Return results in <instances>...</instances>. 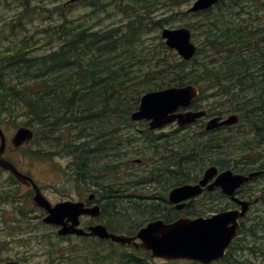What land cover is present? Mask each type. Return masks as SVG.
<instances>
[{"label": "trees", "instance_id": "obj_1", "mask_svg": "<svg viewBox=\"0 0 264 264\" xmlns=\"http://www.w3.org/2000/svg\"><path fill=\"white\" fill-rule=\"evenodd\" d=\"M158 1L161 0H121V18L116 24L96 29L85 20L65 21L43 30L40 37L23 36L0 50V108L8 112L9 118L21 115L22 125L31 126L48 142H61L62 151H70L73 156L67 173L72 178L88 182L97 178L94 182L100 187L103 183L99 180L103 182L104 176V182L109 184L103 185V193L113 191L117 181L112 182L109 176L120 170L121 178L136 175V183L143 181L142 176L166 174L171 178V187L191 178L187 167L197 171L208 164H230L227 157L212 155L232 151L223 142L228 135L213 141L188 139L190 148H180L175 146L176 130L156 134L147 131L143 136L124 132L132 123L130 113L148 90L197 84L198 99L219 102L215 113H238L243 123L264 140V0H219L193 13L194 21H185V25L196 37L197 51L188 61L166 47L157 30L163 20L190 14L175 9L172 15L163 17L166 19L155 20L150 13ZM164 1L171 6L179 3ZM0 36H5L1 27ZM43 46L49 50L41 51ZM141 138L149 140L152 152L148 156L145 150L133 152H142L145 163L151 161L153 165L126 171L131 154L128 145ZM238 143L239 150L247 148L244 140ZM136 146L143 148L144 143ZM119 160L124 163L119 164ZM189 160L198 163L190 166ZM131 183L133 180L126 181L127 185ZM116 198L114 201H121ZM139 200L140 205L123 207L122 212L114 206L111 210L116 215L111 224L134 223L138 228L143 221L134 222L133 217L139 212L147 214L146 220L160 215L169 221L175 215L172 209L164 212L156 204ZM263 219L257 216L255 222L242 227L247 236L243 247L255 254L258 264H264ZM110 247L94 243L81 251L60 248L71 264L151 263L146 251L127 253ZM240 248L236 239L222 259L223 264L239 261L233 251Z\"/></svg>", "mask_w": 264, "mask_h": 264}, {"label": "rangeland", "instance_id": "obj_2", "mask_svg": "<svg viewBox=\"0 0 264 264\" xmlns=\"http://www.w3.org/2000/svg\"><path fill=\"white\" fill-rule=\"evenodd\" d=\"M23 1L24 4L23 5ZM66 0H0V27L5 32V36H0V50L7 46L8 44H12L17 39L23 36H38L40 37L43 30L48 27L58 25L65 21H80L85 20L87 25H90L93 28H105L107 26L116 24L120 21L121 13L119 12V3L121 0H89V2L84 3H75L73 5L63 6V3ZM125 2L131 0H124ZM193 0H179L177 6H171L169 1H158L152 7V12L150 13V17L158 20V19H166L163 18L168 15H172L175 9L180 10V12H185L187 8L191 5ZM26 6V7H25ZM190 14L189 17H186L180 13L178 15L173 16L172 18H168L167 20H163L162 26L170 27V26H179L185 25V21H194V17ZM118 18L119 20H115ZM197 19V17H196ZM49 30L46 31V34ZM159 29L157 30V33ZM196 40V37H193ZM146 42H150L147 40ZM196 42V41H195ZM41 51L49 50L48 47L43 46L40 48ZM209 98H201L197 102L208 107L212 112H215L217 106H219V102L211 104L208 100ZM213 99H211V102ZM9 114L4 111L0 112V118L3 121V126L7 133L11 134L12 131L15 130L17 126L24 122V118L21 115L15 116L16 118H7ZM125 126V125H123ZM246 126V127H244ZM176 127L175 124H168L162 130L165 132L171 131ZM135 129L134 126L131 127ZM138 128H142L138 126ZM199 129L198 127H195ZM124 132L128 130H123ZM159 131H156L158 133ZM121 133V131H120ZM232 134L226 142V145L229 144V148L236 152L238 151L242 154L241 163L236 162L238 156H235V153L228 152L227 158L230 159V164L224 166L225 168H231L235 171L241 170V164L248 163L249 166L260 169L264 164V141L260 140L259 137H254V130L250 128L247 124L243 123V120L239 121V124L231 127V131H219L215 134H204L201 135L198 140L204 139L206 137H215L221 139L222 136ZM182 135V133L177 134V139ZM241 138L247 139V144L245 149L239 150V143ZM48 138L43 137L42 135L36 136V138L31 141L29 144L22 146L16 153H14L15 159L19 162V164L27 171L31 172L32 175L39 180L42 187L45 190V194L51 201H59L63 199H72L77 200L85 197L87 192L94 191V188L101 193L103 191V185L109 184V182H102L100 187L95 185L94 179L91 178L86 181H79V179L72 178L71 175L67 174L70 170V157L72 153L70 151L63 152L60 143H50L47 141ZM182 137L175 142V146L182 148L188 147L189 144L185 141H181ZM194 140V138H186ZM263 142V143H262ZM144 143L143 148H132L133 145L139 144L140 146ZM238 143V144H237ZM223 145V144H222ZM152 145L149 141H145L142 138L138 142H134L129 147V152H131L129 159L133 157H144L146 156L141 152L136 154L133 152L135 149L145 150L146 155L148 156L152 152ZM32 147L36 148V151L29 150ZM249 147V148H248ZM100 157L102 154V150L99 151ZM125 161V159H123ZM120 162H123L120 160ZM191 165L198 163V161H188ZM262 164V165H261ZM153 163L148 161L147 163L137 164V163H128V170L135 171L136 168H144L149 169L152 167ZM255 165V166H254ZM204 167V166H203ZM202 167V168H203ZM201 168V169H202ZM200 169V170H201ZM193 168H186V172L190 175V179H192ZM122 170L118 174L121 175ZM148 176V175H147ZM136 175L130 176L125 175L122 178L117 179L115 185L112 186V192H116L121 190L122 188H128V191H137L132 190L133 186H148L153 187L156 191L165 192L166 189L171 184V178L166 176V174L157 175L155 174L154 180L152 183L150 180H143L144 182H138L133 186H128L126 181L129 179H135ZM125 181V182H124ZM151 183V184H150ZM264 174L260 177L254 179L249 185H247L243 191H252V196L258 192L264 194ZM263 190V191H262ZM140 192H152L150 190H140ZM132 197H126V202L123 204H118L117 207L120 208L119 211L122 212L121 208L124 209L132 208ZM136 199V198H135ZM197 202L195 207L191 208L192 214H203L209 213L212 211L207 210L201 206L202 200L211 199L215 203V211L217 212L221 207H224L227 204V200L220 196L218 192L213 194H204L201 197L197 198ZM137 200V199H136ZM120 205V206H119ZM165 206L164 204H159L160 206ZM27 207V206H25ZM218 209V210H217ZM122 210V211H121ZM169 209H164L166 212ZM128 211V210H127ZM115 211L111 212V217H114ZM147 214L138 213L137 217H133L135 221H145L147 218ZM257 216L264 217V201H260L256 203L248 213L246 217L245 224L248 225L251 222H255L257 220ZM8 219V217L6 218ZM132 219V220H133ZM87 220H84L86 222ZM260 221V218H258ZM264 221V219H263ZM32 223V220H25L23 222H8L5 221V218L0 216V258H14L19 260L24 264H71L69 262L68 256L62 252L77 250L81 251L83 249L88 248L90 245H86L88 241H84L78 238H60L58 236H54L53 230L49 227H44L41 225L39 228L33 229V227L28 226ZM263 230V228H261ZM51 233V234H50ZM242 237V234L240 235ZM247 240V237H246ZM240 249L234 250V255L238 258L239 261L233 262L232 264H258L259 261L256 259L255 254H251V250L246 247H243L246 244V241H238ZM103 246L107 248V245L102 243ZM62 249H61V248ZM74 260V259H73ZM151 260L149 264H201L192 262L189 260H181V259H169L164 260L161 258H150ZM241 260V261H240ZM106 264H114L106 263ZM211 264H223V261L214 262Z\"/></svg>", "mask_w": 264, "mask_h": 264}, {"label": "water", "instance_id": "obj_3", "mask_svg": "<svg viewBox=\"0 0 264 264\" xmlns=\"http://www.w3.org/2000/svg\"><path fill=\"white\" fill-rule=\"evenodd\" d=\"M75 1V0H70ZM218 0H194L189 11H198L213 6ZM161 36L165 43L176 49L178 54L185 60H189L196 51V45L191 42V33L185 27L175 29L163 28ZM198 95V88L194 84L170 86L158 90H150L141 95L137 108L131 112L130 119L134 121L148 120L151 129L160 128L170 122H177L179 126L195 121L206 114L204 109H186ZM184 108V110H178ZM238 116L233 113L225 118L213 116L206 123V129L210 130L220 125H229L237 121ZM1 135L0 152L3 150L4 138ZM33 137V130L27 126H19L12 136V143L18 146ZM0 166L9 169L23 183L33 184L34 194L32 201L35 205L47 211L43 221L60 226L57 230L60 235H96L100 238H110L113 241L128 243L135 247H144L151 250L152 256L164 258H188L208 263L223 256L224 249L228 246L231 238L235 235L238 226L237 219L245 214L249 201L241 200L233 196L234 191L241 184L262 171H252L247 174L234 173L231 169L218 172L216 166L205 169L202 178L196 184H182L175 186L169 192L171 202H179L191 198L201 192L205 185L215 175L214 180L207 185L208 189L216 186L240 204V208L220 211L208 217L198 216L195 218L181 217L172 223H164L161 219L149 221L141 227L133 236L118 235L108 232L106 227L97 223L88 226L85 231L79 226V216L99 214L97 205L85 207L83 201L63 200L51 204L42 194L32 179L16 168L10 161L0 158ZM190 201L177 204V208L188 207ZM140 239V242L136 241ZM2 264H17L6 262Z\"/></svg>", "mask_w": 264, "mask_h": 264}, {"label": "flooded vegetation", "instance_id": "obj_4", "mask_svg": "<svg viewBox=\"0 0 264 264\" xmlns=\"http://www.w3.org/2000/svg\"><path fill=\"white\" fill-rule=\"evenodd\" d=\"M208 116H205L204 118L198 119L196 122L189 124L187 128H183L184 132L189 131L191 129H194L199 136L204 135V134H215L219 131H225L229 130L231 131V126H220L218 128H214L211 130H206L204 125L207 121ZM3 121H0V128L2 129V132L4 134L5 138V143L3 145V150L0 152V158L6 159L10 161L13 165L16 166V168L27 175H29L32 179L33 182L38 184L39 188L41 191L45 194V190L42 187L41 183L37 178H35L31 172L25 170L19 162L15 159L14 153H16L22 146H17L15 147L13 144H11V136H9V133H7V130H5L4 126L2 125ZM198 127L199 129L195 128ZM202 131V133H201ZM261 140V139H260ZM263 143V142H262ZM0 146H1V138H0ZM264 148V146H262ZM242 161H240L241 163ZM262 165V164H261ZM264 168V164L262 166V169ZM264 174V169L262 172V175ZM198 180V179H197ZM197 180L193 181L196 182ZM33 184H24L19 182L7 169H3L0 167V216L5 218V221L14 223V222H23L25 220L29 221L32 220V223H30L28 226L33 227V229L39 228L41 225L44 227H49L54 231H56L57 227L50 226L48 224L43 223L42 218L46 214L45 210L32 202V195H33ZM204 191L202 192V194ZM213 194V193H211ZM210 194V195H211ZM46 195V194H45ZM47 196V195H46ZM132 197L133 202L131 203L132 205L134 203L140 205V200H136L135 198H140V197H160L162 198V193L159 191L155 192H106V193H101L100 195L96 194V192L90 191L87 192L85 197L81 198V200L85 201L86 206H92L95 204H98L100 207V213L97 218H92V217H82L81 219V226L87 227L90 224L93 223H102L105 225L107 231L113 232L116 234H122L126 236H133L136 233V226L134 223L130 224H111V219L114 217H111V212L112 208L115 206L117 207L118 204L120 203H126L127 201H123V197ZM242 198H245L244 194L239 195ZM48 197V196H47ZM114 197L116 199H121V201H114ZM145 200V204L152 203L148 201L147 199ZM129 204V202H127ZM157 205H159L161 202H154ZM193 206V204H191ZM231 208L237 207V204L234 202H230ZM27 206V207H25ZM8 217V219H6ZM84 220H87L84 222ZM135 222V220H134ZM50 233V234H51ZM73 235H70L72 237ZM82 240L88 241L90 243L93 242H98V243H104L109 246H113L117 250H125L127 253H131V247L126 244L121 245L119 242H113L110 239H102L98 238L96 236H84L81 237ZM16 261L20 264H24L20 262L17 259L14 258H0V263L1 262H6V261Z\"/></svg>", "mask_w": 264, "mask_h": 264}]
</instances>
